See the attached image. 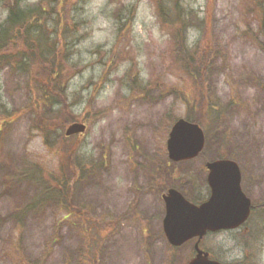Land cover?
Wrapping results in <instances>:
<instances>
[{"label":"rangeland","instance_id":"rangeland-1","mask_svg":"<svg viewBox=\"0 0 264 264\" xmlns=\"http://www.w3.org/2000/svg\"><path fill=\"white\" fill-rule=\"evenodd\" d=\"M15 1L0 0V27ZM41 1L20 0L19 6L26 10ZM65 1L70 30L65 36L67 53L78 70L76 75L70 72L74 75L67 91L70 114L87 126L74 142L83 155L99 160L106 155L108 159L105 173L81 189L80 201L89 204L95 215L109 214L120 223L119 231L109 240L104 264H165L170 245L163 232L166 209L161 192L172 187L164 182V186L154 185L150 174L164 161L172 163L167 153L171 127L189 113L183 100L171 95L170 90L176 89L179 97L190 99L195 94L194 83L173 63L169 31L158 22L156 0ZM183 2L206 11L208 42L227 58L212 66L209 94L231 104L218 129L210 134L204 129L208 141L201 155L177 163L183 175L180 178L192 190L193 199L207 200L210 192L204 186L203 166L224 155V159L238 163L242 189L256 208L243 228L209 234L201 246L222 263L264 264V209H260L264 208V51L256 44L264 39L258 35L251 0ZM126 9L134 12V21L127 32L120 33L116 13L124 14ZM57 19L50 16L46 25L54 36ZM59 35L62 39L61 32ZM195 35L191 32V42ZM137 74L138 83L153 85L146 94L127 89L126 84L134 85ZM30 85V73L9 67L0 70V111L4 106L17 115L1 134L0 216L4 223L0 224V264H12L2 255L13 227L8 219L23 196L30 193L23 188L9 190L5 177L19 166L25 153L42 157L50 166L58 161L45 149L34 125L36 108L31 105L34 96ZM224 132L226 144H222ZM54 223L50 211L26 222L24 247L30 258L44 252ZM78 244L74 231L63 228L46 264H65ZM193 249V241L178 248L176 264H187Z\"/></svg>","mask_w":264,"mask_h":264},{"label":"trees","instance_id":"trees-1","mask_svg":"<svg viewBox=\"0 0 264 264\" xmlns=\"http://www.w3.org/2000/svg\"><path fill=\"white\" fill-rule=\"evenodd\" d=\"M20 4V0L15 1L9 9L7 21L0 27V70L9 67L30 73V90L34 96L31 105L36 108L34 125L45 149L55 154L58 161L55 166H50L42 157L25 153L19 166L5 177L4 184L9 190L23 188L30 193L23 196L9 216L13 227L2 255L12 264H46L59 241L61 230L68 227L78 237L79 244L65 264H104L109 240L119 231L120 223L109 214L95 215L89 204L80 201L81 189L105 173L108 159L106 155L100 160L83 155L80 145L74 142L79 136H65L67 127L79 123L78 118L70 114L72 108L67 95L71 76H74L70 72L78 73L67 53L69 45L65 36L70 31L68 16L64 13L67 1L43 0L26 10ZM250 4L253 6L251 12L258 21V35L264 39V0H251ZM156 10L158 22L169 31L173 63L178 65L183 76L193 81L195 87V94L190 99L183 95L179 97L176 89L170 90L171 95L182 99L189 109L186 120L201 125L206 134H210L215 127L218 129L231 104H223L209 94L214 75L212 66L219 60H227L226 54L215 49L212 41L208 42L206 11L203 9L187 7L183 0H156ZM54 15L58 17L56 36L46 26L50 16ZM116 17L118 31L127 32L134 21V12L126 9L124 14L122 11L116 13ZM191 32L196 35L190 43ZM256 44L264 51V40H258ZM139 78L137 74L134 85L126 84L130 93L146 94L153 86L142 81L138 83ZM154 84L158 86V81ZM14 115L4 106L0 111V149L4 137L1 136L2 131ZM226 139L224 132L222 144H226ZM220 158L226 157L221 155ZM177 165L164 161L156 166L150 174L153 184H170L187 199L195 201L190 194L191 189L180 178L183 175ZM166 190L164 187L161 196ZM47 211L54 216L52 236L40 257L30 258L24 247L26 222L30 218L44 216ZM1 223L4 220L0 216ZM169 250L165 264H176L177 249Z\"/></svg>","mask_w":264,"mask_h":264},{"label":"water","instance_id":"water-1","mask_svg":"<svg viewBox=\"0 0 264 264\" xmlns=\"http://www.w3.org/2000/svg\"><path fill=\"white\" fill-rule=\"evenodd\" d=\"M87 127L82 123L70 125L67 137L84 134ZM205 146L202 128L185 119L173 125L167 141L169 160L174 163L197 158ZM208 184L211 196L208 201L196 206L179 191L170 189L163 196L166 215L164 234L172 247H181L197 239L195 257L188 264H222L211 260L200 248L201 240L208 232L235 230L244 225L252 212L251 200L242 191V175L238 164L231 160H217L207 164Z\"/></svg>","mask_w":264,"mask_h":264},{"label":"flooded vegetation","instance_id":"flooded-vegetation-1","mask_svg":"<svg viewBox=\"0 0 264 264\" xmlns=\"http://www.w3.org/2000/svg\"><path fill=\"white\" fill-rule=\"evenodd\" d=\"M205 148V147H204ZM204 151V150H203ZM201 155V154H200ZM199 155V156H200ZM224 159V158H223ZM228 159V158H227ZM226 160V159H225ZM231 160V159H230ZM215 161V160H214ZM234 161V160H233ZM210 162H213V161H210ZM210 162H206L205 164H204V166H203V169H202V173L204 174V176H205V180H203L204 181V186H207L208 187V189H209V192H210V194H209V197H208V199L210 198V195H211V189H210V186H209V184H208V175H209V171H208V169H207V164L208 163H210ZM237 163V162H236ZM238 164V163H237ZM240 170H241V168H240ZM241 173H242V171H241ZM241 182H242V180H241ZM241 186H242V184H241ZM193 189H195L194 187H193ZM207 199V200H208ZM207 200H204V201H199V202H197V200H195V201H191L193 204H195V205H201V204H203L204 202H206ZM252 205H253V203H252ZM253 207L254 208H252V212H251V216H252V214H253V212L256 210V208H255V206L253 205ZM251 216H250V218H251ZM249 218V219H250ZM249 219H248V221H249ZM247 221V222H248ZM247 222H246V224H247ZM243 228V227H242ZM205 239V238H204ZM193 242H194V244L196 243V240H193ZM204 250V249H203Z\"/></svg>","mask_w":264,"mask_h":264},{"label":"clouds","instance_id":"clouds-1","mask_svg":"<svg viewBox=\"0 0 264 264\" xmlns=\"http://www.w3.org/2000/svg\"><path fill=\"white\" fill-rule=\"evenodd\" d=\"M5 15H6V13H5ZM191 39H192V37H190V40H189L190 43H191ZM231 258H232V257L230 256L229 259H231Z\"/></svg>","mask_w":264,"mask_h":264}]
</instances>
